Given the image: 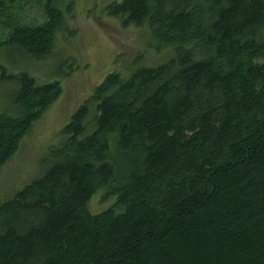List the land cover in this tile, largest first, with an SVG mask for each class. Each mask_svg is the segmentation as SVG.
Returning <instances> with one entry per match:
<instances>
[{
	"label": "trees",
	"instance_id": "obj_1",
	"mask_svg": "<svg viewBox=\"0 0 264 264\" xmlns=\"http://www.w3.org/2000/svg\"><path fill=\"white\" fill-rule=\"evenodd\" d=\"M43 8L27 26L19 0H0V48L51 58L65 17L56 0ZM107 13L174 56L109 74L73 114L43 176L0 204V264H264V0H121ZM6 79L0 168L63 91ZM99 193L110 207L94 212Z\"/></svg>",
	"mask_w": 264,
	"mask_h": 264
},
{
	"label": "rangeland",
	"instance_id": "obj_2",
	"mask_svg": "<svg viewBox=\"0 0 264 264\" xmlns=\"http://www.w3.org/2000/svg\"><path fill=\"white\" fill-rule=\"evenodd\" d=\"M120 1L56 0L65 22L56 49L47 60L30 59L7 47L0 48V76L3 71L8 76L27 72L39 85L59 80L63 90L22 140L16 154L0 168V204L43 176L50 164V150L63 140L61 131L109 74L127 73L128 68L140 64L159 66L174 56L171 48L160 47L154 41L146 27L123 28L118 19L108 15V6ZM47 2L19 0L21 23L43 25L47 20L43 5ZM7 32L0 36V42L7 40ZM15 93V85L6 79L0 89V113L12 112ZM102 198L103 193L93 197L92 211L110 207Z\"/></svg>",
	"mask_w": 264,
	"mask_h": 264
}]
</instances>
